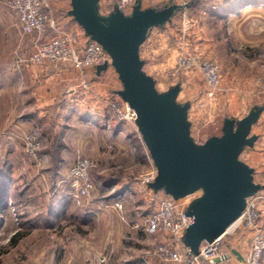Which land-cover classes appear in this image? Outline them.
Returning a JSON list of instances; mask_svg holds the SVG:
<instances>
[{
    "label": "rangeland",
    "instance_id": "rangeland-1",
    "mask_svg": "<svg viewBox=\"0 0 264 264\" xmlns=\"http://www.w3.org/2000/svg\"><path fill=\"white\" fill-rule=\"evenodd\" d=\"M171 2L178 3L181 8L166 26L152 30L141 47V57L145 61V71L154 77L159 91H167L177 83L182 85L178 102L191 103V135L200 143L205 142L213 135L222 134L224 118L242 119L253 107L263 108L252 130L258 138L254 146L243 149L240 157L254 169L255 182L263 186L256 193L257 205L263 211L262 221L259 229L240 226L223 237L229 258L235 250L227 234L246 242L247 248L237 253L243 257L242 264H249L252 241L258 233L264 234V0H146V9L164 7ZM5 3L6 0H0V73L15 60L30 61L36 39L19 30L18 16ZM207 64L219 69L216 87L206 80L204 68ZM103 116L101 126L76 116L64 119L63 123L54 121L53 125L49 123L43 128L13 132L12 137H9L11 132L5 117L0 116V153L7 152L5 159L0 160V185L3 182L10 185L12 192L6 197L5 206H17L16 211L0 212V219H3L0 223V264H80L79 259H69L71 254L79 252L78 243H71V246L69 243L71 238L78 237V229L71 227L67 238L58 230L63 223L77 225L81 216L93 220L103 213L109 218L111 214L118 218L117 212L104 213L99 206L116 192L129 189L131 193L125 200L128 222L156 209V203L149 196L143 197L148 187L132 188L141 185L156 168L141 134L129 121ZM112 123L118 125V134L110 130ZM31 136L35 137L33 145H38L32 152L29 151ZM8 137L13 145L8 144ZM58 142L62 145L56 153ZM11 148L16 150L9 151ZM64 149L71 163L69 172L79 158H86L90 164L88 173L96 190L86 203L88 207L80 208L67 197L72 180L63 182L66 173L60 170L63 164L59 161ZM56 156L60 157L58 162ZM64 193H67L66 204L53 207L52 216L47 215L50 207L61 202ZM47 224H54L55 228ZM140 230L134 229V236L127 231L123 241L128 247L134 245V249H141L145 245L146 236L140 237L138 243L130 239L149 234ZM15 236L18 237L14 239ZM148 237L147 244L153 253L160 242L171 239L167 232L160 230L150 232ZM259 264H264V251Z\"/></svg>",
    "mask_w": 264,
    "mask_h": 264
},
{
    "label": "water",
    "instance_id": "water-1",
    "mask_svg": "<svg viewBox=\"0 0 264 264\" xmlns=\"http://www.w3.org/2000/svg\"><path fill=\"white\" fill-rule=\"evenodd\" d=\"M99 2L71 0L69 14L112 59L123 86L118 94L135 110V123L157 170L149 187L175 199L202 190L187 209L193 223L183 236L184 244L199 254L201 244L227 233L245 210L247 199L263 188L254 180V169L240 158L243 149L254 146L258 138L252 130L263 108L253 107L242 119L224 118L221 135L197 142L191 135V103L178 102L182 85L159 91L141 57V47L152 30L166 26L181 5L171 2L146 9L137 0L130 13L115 6L102 15ZM107 68V62L101 64L97 73Z\"/></svg>",
    "mask_w": 264,
    "mask_h": 264
},
{
    "label": "crops",
    "instance_id": "crops-1",
    "mask_svg": "<svg viewBox=\"0 0 264 264\" xmlns=\"http://www.w3.org/2000/svg\"><path fill=\"white\" fill-rule=\"evenodd\" d=\"M45 1L49 9L62 21L61 23L66 24V29L79 31L80 34L83 35L84 29L75 21L73 16L69 14L71 10V0ZM141 2L143 8L148 7L146 0H141ZM114 5L115 0H100L99 8L101 14H110L114 10ZM18 25L20 26V24ZM20 29L21 27H19V30ZM1 71L0 116L3 115L5 117V124L11 132L9 137L14 136L13 132L19 133L32 127L43 128L49 123L53 125L54 121L57 124L63 123L64 119H72L76 116H79L81 119L93 121V125L95 126H101L104 121L102 111L105 107L102 100L108 98L113 99L123 87L119 77L112 70L107 73L98 74L97 71L93 72L91 69L82 71L78 68L66 65H54L49 63L34 64L31 61L15 60L11 66H5V69ZM109 127L112 132L118 134V125L116 123H112ZM132 127L135 128L133 124ZM135 129V131L139 133L137 128ZM10 139L7 142L9 145H13L12 143L14 142ZM13 150L16 149L11 148L9 151ZM63 154V158H61L59 162L63 164L60 170H62L63 174L66 173L63 175V182H65L67 181L65 176L67 172H69L71 163L67 160L65 149ZM6 156L7 152L0 153V160L3 161ZM3 185L4 182L0 186ZM5 185L7 186L6 183ZM141 187L143 186L139 184V186H133L132 188L141 189ZM140 191L142 192V190ZM66 196L67 193H64L62 199L59 198L61 202H56L55 205L50 207L47 215L51 214L52 216L51 212L55 210L53 207L60 208L64 206L67 202ZM67 197L69 199V194ZM143 197H147V194L144 193ZM12 209L16 211L17 206H3L0 212L2 210ZM104 213H106V211H104ZM81 214L84 215L82 211ZM111 215L112 217L109 218L108 214L102 213L99 214L97 219L95 218L93 220L81 216L77 225L71 222L68 225L62 224L61 231L58 230V232L61 233L63 237H66L71 227L78 229L76 233L78 237L71 238V241L68 239L70 246L71 243L79 244L78 254L72 255L70 253V260L79 259L81 260L80 264H92V261L94 264H101V258L105 257L108 264L163 263L159 255L153 253V249L147 244L150 242L148 236L150 232L152 233L153 231L145 228L133 227V222L138 216L131 219L132 222H128L126 218L122 219V217L117 216L119 214L115 215L118 217L116 219L113 217V214ZM0 223H3V219H1ZM59 223L60 222H58V224ZM58 224L55 225L58 226ZM47 226L55 228L54 224H47ZM128 228L130 230H128ZM134 229H142L140 231L144 233L147 231L149 234L132 237L134 236L132 235ZM127 231L131 233L132 236L130 239L133 243L141 242L140 237L144 238L145 236L148 238L146 240L147 242L143 240L145 245L142 246L141 249H134V245L128 247L124 242L125 240L123 241V239L127 238ZM227 236L232 240L231 243L234 244V247L231 246V248H233V251L235 250V254L221 264H242L241 261L243 257H241L237 251H244L247 248L244 245L246 242L240 241L239 237L236 235L227 234ZM226 240L228 241L227 238ZM109 245H111L110 251L107 252L106 249ZM224 250H228L226 245H224Z\"/></svg>",
    "mask_w": 264,
    "mask_h": 264
},
{
    "label": "built area",
    "instance_id": "built-area-1",
    "mask_svg": "<svg viewBox=\"0 0 264 264\" xmlns=\"http://www.w3.org/2000/svg\"><path fill=\"white\" fill-rule=\"evenodd\" d=\"M135 2L136 0H116L115 6L125 13H130ZM5 4L18 16L22 33L36 38L30 56V61L34 64L66 65L82 71L91 69L96 72L97 66L107 62V70L101 73L112 70L118 76L112 66V59L104 47L91 39L84 30L83 35L76 30L67 31L64 23H61L62 21L49 9L45 0H6ZM204 69L207 71L205 74L207 82L216 87L219 83V69L215 65L209 66L208 64ZM102 102L105 104L102 115L109 117L111 115L112 118L129 121L136 128V112L119 94L113 99H103ZM34 141L35 137L31 136L29 140L30 146H32H29L30 152L38 146L37 144L33 145ZM32 154L37 159V154L35 152ZM76 162L70 169L66 180L70 178L72 180L69 199L73 204L83 208L96 190V184L89 176L90 164L88 160L79 158ZM156 176L157 170L155 168L150 177L141 181L143 187H148L147 197L149 196L156 203V209L151 213L138 215L133 222L135 228H145L151 231L160 230L169 234L171 239L168 242H160L154 253L159 255L162 260L173 263L221 264L226 262L230 257L224 250L223 237L226 233L213 242L204 241L200 246L199 254H195L183 242L186 229L193 223V217L187 215V209L194 199L202 195V190L175 199L165 191H155L149 187ZM129 195H131L129 189L116 192L107 201L104 200L99 203L100 210L117 212L125 219V200ZM257 200V194L247 199L246 208L235 222L232 230L240 226L259 229L263 211L257 205ZM263 251L264 234L258 233L251 244L249 264H259ZM101 262L108 264L105 257L101 258Z\"/></svg>",
    "mask_w": 264,
    "mask_h": 264
},
{
    "label": "trees",
    "instance_id": "trees-1",
    "mask_svg": "<svg viewBox=\"0 0 264 264\" xmlns=\"http://www.w3.org/2000/svg\"><path fill=\"white\" fill-rule=\"evenodd\" d=\"M160 8H162V7H160ZM116 123H118V121H116ZM61 145H62L61 142H58L57 143L56 149L54 150V151H56V153H59L60 152ZM55 159H56V162H58V160L60 159V157H57L56 156ZM162 191H164V190H162ZM11 193L12 192H11V189H10V185H9V187H8V185L7 186L6 185L0 186V209H1V207L5 206V204H6V197L7 196H10ZM1 219H0V221H1ZM16 238H17V236H15L14 239H16Z\"/></svg>",
    "mask_w": 264,
    "mask_h": 264
},
{
    "label": "bare ground",
    "instance_id": "bare-ground-1",
    "mask_svg": "<svg viewBox=\"0 0 264 264\" xmlns=\"http://www.w3.org/2000/svg\"><path fill=\"white\" fill-rule=\"evenodd\" d=\"M234 226H235V223H234L231 227H229V231H230L232 228H234Z\"/></svg>",
    "mask_w": 264,
    "mask_h": 264
}]
</instances>
